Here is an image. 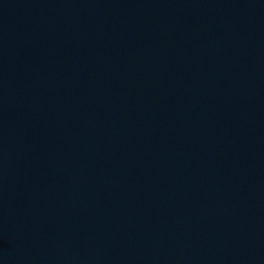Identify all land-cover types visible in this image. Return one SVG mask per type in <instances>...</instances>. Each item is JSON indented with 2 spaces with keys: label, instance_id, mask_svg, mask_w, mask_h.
I'll return each instance as SVG.
<instances>
[{
  "label": "water",
  "instance_id": "water-1",
  "mask_svg": "<svg viewBox=\"0 0 264 264\" xmlns=\"http://www.w3.org/2000/svg\"><path fill=\"white\" fill-rule=\"evenodd\" d=\"M0 264H264V0H0Z\"/></svg>",
  "mask_w": 264,
  "mask_h": 264
}]
</instances>
